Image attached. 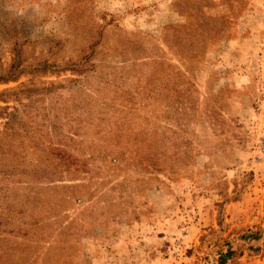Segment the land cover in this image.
I'll list each match as a JSON object with an SVG mask.
<instances>
[{"label": "rangeland", "instance_id": "374dc122", "mask_svg": "<svg viewBox=\"0 0 264 264\" xmlns=\"http://www.w3.org/2000/svg\"><path fill=\"white\" fill-rule=\"evenodd\" d=\"M24 244L264 264V0H0V263Z\"/></svg>", "mask_w": 264, "mask_h": 264}, {"label": "trees", "instance_id": "16d2710c", "mask_svg": "<svg viewBox=\"0 0 264 264\" xmlns=\"http://www.w3.org/2000/svg\"><path fill=\"white\" fill-rule=\"evenodd\" d=\"M178 44V42H177ZM14 59L11 62V66L10 68L13 69L12 72H14V70H16V66L14 65ZM51 66V65H50ZM73 72L76 73H84V65L83 63H77V64H73V68L69 69ZM8 78H14L13 75H8ZM7 80V79H6ZM152 81V79L150 80ZM119 157L116 156L113 158L114 161H119ZM137 165H139L140 167H148L151 166L153 164V159L150 158H144V159H138L136 161ZM66 196L67 197H74V194L72 193V191H67L66 192ZM76 199V197H75ZM28 244H24V246H20L18 245V247H16L15 249H10V252H4L3 254L5 255V261L0 263V264H29L32 263L34 264L36 262V260L38 259V255L35 254V249H29V247H26ZM9 255H11L12 257V263H8L9 260ZM9 256V257H8ZM13 257H14V262H13ZM41 260H44L43 258H41Z\"/></svg>", "mask_w": 264, "mask_h": 264}, {"label": "built area", "instance_id": "2783aa9c", "mask_svg": "<svg viewBox=\"0 0 264 264\" xmlns=\"http://www.w3.org/2000/svg\"><path fill=\"white\" fill-rule=\"evenodd\" d=\"M257 159H259V157Z\"/></svg>", "mask_w": 264, "mask_h": 264}]
</instances>
